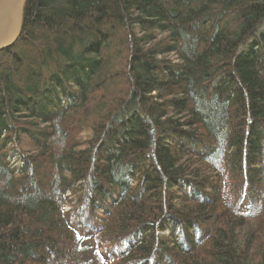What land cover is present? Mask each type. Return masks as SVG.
I'll use <instances>...</instances> for the list:
<instances>
[{"label":"trees","instance_id":"16d2710c","mask_svg":"<svg viewBox=\"0 0 264 264\" xmlns=\"http://www.w3.org/2000/svg\"><path fill=\"white\" fill-rule=\"evenodd\" d=\"M0 264H264V0H26Z\"/></svg>","mask_w":264,"mask_h":264},{"label":"water","instance_id":"95a60500","mask_svg":"<svg viewBox=\"0 0 264 264\" xmlns=\"http://www.w3.org/2000/svg\"><path fill=\"white\" fill-rule=\"evenodd\" d=\"M26 0H0V50L17 39Z\"/></svg>","mask_w":264,"mask_h":264},{"label":"rangeland","instance_id":"374dc122","mask_svg":"<svg viewBox=\"0 0 264 264\" xmlns=\"http://www.w3.org/2000/svg\"><path fill=\"white\" fill-rule=\"evenodd\" d=\"M84 135H86V134L84 133Z\"/></svg>","mask_w":264,"mask_h":264}]
</instances>
